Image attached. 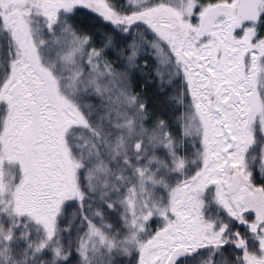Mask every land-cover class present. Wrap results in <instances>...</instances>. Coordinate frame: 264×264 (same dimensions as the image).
<instances>
[{
    "label": "snow or ice",
    "instance_id": "1",
    "mask_svg": "<svg viewBox=\"0 0 264 264\" xmlns=\"http://www.w3.org/2000/svg\"><path fill=\"white\" fill-rule=\"evenodd\" d=\"M0 264H264V0H0Z\"/></svg>",
    "mask_w": 264,
    "mask_h": 264
}]
</instances>
